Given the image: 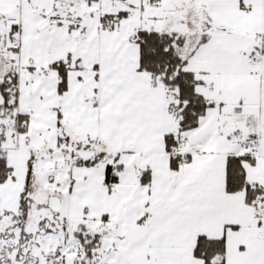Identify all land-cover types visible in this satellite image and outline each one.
I'll return each instance as SVG.
<instances>
[{"label": "snow or ice", "instance_id": "1", "mask_svg": "<svg viewBox=\"0 0 264 264\" xmlns=\"http://www.w3.org/2000/svg\"><path fill=\"white\" fill-rule=\"evenodd\" d=\"M0 264H264V0H0Z\"/></svg>", "mask_w": 264, "mask_h": 264}]
</instances>
